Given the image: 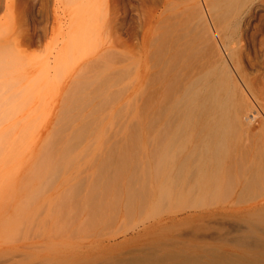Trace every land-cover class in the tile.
Returning a JSON list of instances; mask_svg holds the SVG:
<instances>
[{
    "label": "rangeland",
    "instance_id": "374dc122",
    "mask_svg": "<svg viewBox=\"0 0 264 264\" xmlns=\"http://www.w3.org/2000/svg\"><path fill=\"white\" fill-rule=\"evenodd\" d=\"M111 1L13 0L0 10V24L18 29L24 20L43 33L21 43L35 60L25 88H0V264H116L199 227L208 230L197 235L202 242L217 237L218 220L203 215L220 206L218 196L155 198L157 76L161 68L167 76L166 27L176 13L179 23L188 0H124L115 9ZM47 60L52 69L41 67ZM260 62L244 63L247 77ZM134 170L135 187L151 193L143 205L129 203Z\"/></svg>",
    "mask_w": 264,
    "mask_h": 264
},
{
    "label": "bare ground",
    "instance_id": "6f19581e",
    "mask_svg": "<svg viewBox=\"0 0 264 264\" xmlns=\"http://www.w3.org/2000/svg\"><path fill=\"white\" fill-rule=\"evenodd\" d=\"M112 1V9L125 6L124 0ZM198 1L183 4L178 24L174 14V25L165 26L168 40L164 32L159 35L168 41L169 61L166 79L160 67L157 76L155 198L162 205L167 200L195 203L218 196L220 206L203 215L218 220L217 237L210 238L212 244L202 242L197 235L208 230L199 227L183 241H157L142 255L116 264H264V0H204V6ZM12 4L0 0V10L7 12ZM22 22L18 29L9 22L0 24L2 89L27 84L23 72L35 60L21 43L27 46L43 38L32 21L31 31L29 23ZM213 35L224 49L220 43L217 47ZM218 48L227 52V59ZM259 59L260 69L254 70L258 74L247 77L245 66ZM41 67L50 69L51 63L47 60ZM237 89L242 100L236 98ZM184 145L188 153H182ZM112 165L107 162L102 170L108 178ZM133 173L129 203L146 204L151 193L135 187L139 173Z\"/></svg>",
    "mask_w": 264,
    "mask_h": 264
}]
</instances>
